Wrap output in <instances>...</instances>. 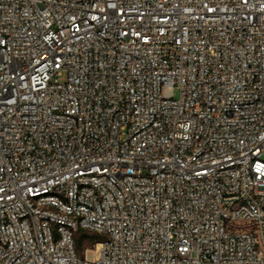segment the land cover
<instances>
[{
    "label": "built area",
    "instance_id": "obj_1",
    "mask_svg": "<svg viewBox=\"0 0 264 264\" xmlns=\"http://www.w3.org/2000/svg\"><path fill=\"white\" fill-rule=\"evenodd\" d=\"M263 154L264 0H0V264H264Z\"/></svg>",
    "mask_w": 264,
    "mask_h": 264
},
{
    "label": "rangeland",
    "instance_id": "obj_2",
    "mask_svg": "<svg viewBox=\"0 0 264 264\" xmlns=\"http://www.w3.org/2000/svg\"><path fill=\"white\" fill-rule=\"evenodd\" d=\"M174 95H175V97H179V90L178 89L174 91ZM262 159L264 160V154L262 155Z\"/></svg>",
    "mask_w": 264,
    "mask_h": 264
},
{
    "label": "trees",
    "instance_id": "obj_3",
    "mask_svg": "<svg viewBox=\"0 0 264 264\" xmlns=\"http://www.w3.org/2000/svg\"><path fill=\"white\" fill-rule=\"evenodd\" d=\"M87 237V235L85 233H82L81 234V237H80V243L82 242L83 239H85Z\"/></svg>",
    "mask_w": 264,
    "mask_h": 264
}]
</instances>
